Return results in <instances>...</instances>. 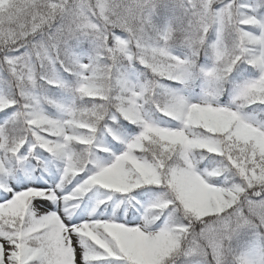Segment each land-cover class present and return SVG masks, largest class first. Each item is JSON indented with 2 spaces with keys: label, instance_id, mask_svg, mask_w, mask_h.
Returning a JSON list of instances; mask_svg holds the SVG:
<instances>
[{
  "label": "snow or ice",
  "instance_id": "1",
  "mask_svg": "<svg viewBox=\"0 0 264 264\" xmlns=\"http://www.w3.org/2000/svg\"><path fill=\"white\" fill-rule=\"evenodd\" d=\"M0 264H264V0H0Z\"/></svg>",
  "mask_w": 264,
  "mask_h": 264
}]
</instances>
